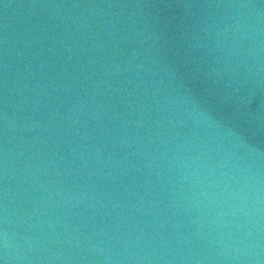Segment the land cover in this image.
Wrapping results in <instances>:
<instances>
[{
    "label": "water",
    "instance_id": "water-1",
    "mask_svg": "<svg viewBox=\"0 0 264 264\" xmlns=\"http://www.w3.org/2000/svg\"><path fill=\"white\" fill-rule=\"evenodd\" d=\"M0 264H264V0H0Z\"/></svg>",
    "mask_w": 264,
    "mask_h": 264
}]
</instances>
